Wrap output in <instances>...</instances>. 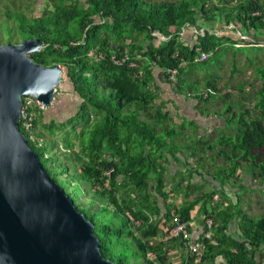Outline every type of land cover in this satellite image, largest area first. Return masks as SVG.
I'll list each match as a JSON object with an SVG mask.
<instances>
[{
	"label": "trees",
	"instance_id": "obj_1",
	"mask_svg": "<svg viewBox=\"0 0 264 264\" xmlns=\"http://www.w3.org/2000/svg\"><path fill=\"white\" fill-rule=\"evenodd\" d=\"M49 2L51 9L42 16L7 11V22L0 27L4 26L6 31V43L14 38L21 42L42 39L46 48L30 54V58L46 68L60 66L82 104L76 115L60 123L47 124L46 115L38 114L36 142L30 139L22 123L20 129L40 153L49 175L65 191L60 183L63 177L70 181L67 188L77 189L79 184L92 190L101 211H111L115 218L125 220L120 225L97 221L96 212L88 214L76 205L95 225L103 258L126 264L127 259L110 250L107 242L118 245L128 226L135 256L142 257L143 264H173V252L184 245L169 235L174 227L173 218L191 223L195 207L202 203L199 212L214 220L213 237L202 264H215L219 259L226 264H264V216L255 218L245 212L241 206L243 196L238 193L236 203L225 201L229 200L226 198L212 209L208 204L217 191L191 198L195 190L208 182L203 174L209 170L201 161H223L221 166L215 164L217 172L212 175L222 177L223 185L232 182L245 190L243 174L244 178L264 184V66L254 70L261 86L254 89L253 110H242L235 135L219 141L220 145L190 138L184 143L178 140L185 124L178 128L167 104L158 103L155 76L159 69L160 79L183 93L186 68L200 64L197 59L201 53L217 55L227 40L203 32L193 46H184L180 40L185 27L197 28L200 18L211 20L217 12L224 16L225 23L242 28L247 34H264V0ZM159 33L169 40H161ZM157 40L161 42L159 46ZM239 42L254 43L256 47L259 43L258 39ZM255 50L262 51L258 47ZM124 58L129 62L117 66L115 61ZM168 71L178 72L177 83L170 81ZM196 100L199 104L205 101L202 96H196ZM192 128L196 134L195 127ZM198 143L199 150H191ZM216 149L219 151L210 159L199 157L200 153ZM62 154L64 159H59ZM172 162L184 169L172 177L171 189L167 191V176H172L168 167ZM195 176L201 178V184L193 182ZM71 183L74 187L69 186ZM181 196L185 201L178 203L175 197ZM235 221L241 240L230 234ZM185 264L193 261L187 258Z\"/></svg>",
	"mask_w": 264,
	"mask_h": 264
},
{
	"label": "water",
	"instance_id": "obj_2",
	"mask_svg": "<svg viewBox=\"0 0 264 264\" xmlns=\"http://www.w3.org/2000/svg\"><path fill=\"white\" fill-rule=\"evenodd\" d=\"M45 48L40 38L0 44V264H116L20 129L24 99L52 109L63 84L60 66L30 58Z\"/></svg>",
	"mask_w": 264,
	"mask_h": 264
},
{
	"label": "rangeland",
	"instance_id": "obj_3",
	"mask_svg": "<svg viewBox=\"0 0 264 264\" xmlns=\"http://www.w3.org/2000/svg\"><path fill=\"white\" fill-rule=\"evenodd\" d=\"M51 9V3L49 0H0V26L2 23L7 22L6 18V12L9 11L12 14L17 12L25 13L28 17L31 16H42L43 13L48 9ZM6 31L4 30V26L0 27V44H7L6 43ZM249 41V40H248ZM20 43L21 41L19 39L14 38L13 44ZM254 47L246 46L244 49H240V51H246V58L243 54H238L237 59L233 58V53L228 54V60L224 61L226 53L223 51H219V53L216 56H212L211 60L209 62L200 63L198 65H194L192 67H187L185 70V76H184V82L185 86H183V92L186 93L187 91L192 92H198L202 91L205 95L208 96V85L214 87V88H222L220 90L224 96L220 97L219 95H214L212 101L209 102V106L205 107L204 109H208L209 107H215L214 102L216 105L221 107V103H223V107L219 113L226 114L228 117L226 118L228 121L225 123L224 128H218L215 133H213L212 127L207 128V133H200L198 132V129L196 131V134H194V128L197 127L193 123L185 122V129L182 130V132H179L178 134V140L182 143L185 141H188L186 138L195 139L196 141L201 140V143H204V141L216 143L219 144V141L226 140L227 138H232L235 135L236 129H237V122L239 120V114L242 112L243 109H250L253 110L254 106V89L261 86V82H259L255 76L254 70L258 68L259 66H264V45L261 47L262 51H256L255 48L256 45L252 43ZM239 47H236L238 49ZM243 48V47H242ZM255 56L254 66H253V59ZM234 62H236L234 64ZM222 69L224 71L222 72ZM233 71L236 74L228 75V71ZM221 79V82H220ZM231 90H235L233 93ZM75 93L73 86L69 83L68 78L66 76V73H64L63 77V84L61 88L59 89L58 98L62 101L70 100L72 98L71 93ZM230 98H228V97ZM243 96H245L243 98ZM63 97V98H62ZM58 99V103H59ZM217 101V102H216ZM57 103V104H58ZM57 106V105H56ZM76 101H72L67 106L59 105L57 108L59 109L57 113L53 115V117H56L58 120L62 121L65 120L67 117H69L71 114H74L76 111ZM54 108V107H53ZM201 111V110H200ZM233 113L237 114L236 118H233ZM255 113H252V116L254 117ZM251 116V117H252ZM44 124H41V129L43 128ZM222 126V125H220ZM179 128V127H178ZM177 129V128H176ZM196 130V129H195ZM38 131H40L38 129ZM47 131V130H45ZM61 140V138H60ZM59 144V149H61V144ZM199 144L194 145L193 147H190L191 150H199ZM220 149H223V147H219ZM219 151V149H216L214 152H204L200 153L199 157L204 158H212L215 156V154ZM186 153V152H185ZM188 153V152H187ZM59 159H64V156L59 157ZM220 162H223L221 159H218L217 162H215L216 165H218ZM174 163L172 162V166L168 167L171 171L172 176L168 177V187L167 191L171 189V179L172 177H177L179 170H183V166H178L177 169L174 168ZM201 163L205 166L204 161H201ZM209 164H214L212 162H209ZM214 164V165H215ZM210 169H216V167H209ZM217 170V169H216ZM246 175V174H243ZM205 180L208 182L210 181L209 176H203ZM60 180V183L64 185V188L66 189V192L72 196V198L75 200L76 205L83 211H86L88 214L91 212H96V220H103L104 222H109L112 224V222L117 224H122V222H125V220H122V218H115L114 214L110 212H104L101 211V205L96 203V197L97 195L90 189H86L82 187L81 185L76 189L74 187V183L69 184L70 187L74 188H67L66 183L70 181H66V178ZM66 181V182H65ZM74 181V180H73ZM245 179L242 180V185H245ZM75 183H78V179L75 180ZM250 182H247V185ZM201 184V183H199ZM205 185V184H203ZM236 185V184H235ZM252 185V184H251ZM237 186V185H236ZM245 190H240V196H243L242 200H244L241 203V206L244 209H247V212L253 215V217L258 218L264 216V187L261 189H258L257 191L251 192L250 189H247V186L245 185ZM76 190V192H75ZM261 191V192H260ZM75 192V193H74ZM215 192V191H214ZM76 195L74 197V194ZM197 195L193 193L191 198L196 197ZM222 195L216 196L215 200L211 201L208 204V208L212 209L211 207L216 204V200H220L224 202V199L229 198V200L225 201H231L234 202V199H231L230 197H223ZM182 197L178 198L175 197V200L178 203H182L185 201V199L182 201ZM236 199V197H235ZM237 201V200H236ZM202 203H199L198 207H201ZM91 211V212H90ZM195 214V217H198V219H202V213L199 211L196 212L193 211ZM195 219V218H194ZM193 219V221H194ZM96 221V222H97ZM129 227L126 226V229H124V237L121 239L120 243L117 245L110 244L107 242V245H109V249L116 252V254L119 257H124L127 259L126 264H143L142 257L138 259L135 256V244L131 238H129ZM123 258V259H124Z\"/></svg>",
	"mask_w": 264,
	"mask_h": 264
},
{
	"label": "crops",
	"instance_id": "obj_4",
	"mask_svg": "<svg viewBox=\"0 0 264 264\" xmlns=\"http://www.w3.org/2000/svg\"><path fill=\"white\" fill-rule=\"evenodd\" d=\"M212 3H216V0H211ZM214 15H217L216 18H212L211 20H204L203 18H200L197 22V28L193 26H186L183 32L181 33V43L184 46H193L197 40V37L201 35L203 32H208L210 35L216 36L217 38L220 39H227L224 44L221 47V51L226 53L225 59L223 60L226 61L228 60V54L233 53V58L237 59L238 54H243L246 56V51H240V49H244L246 46H250L251 48L254 47L251 44H247L244 42H239V40H252L253 39H258V48L263 47L264 45V34L262 33H255L254 31H250L249 34L246 33L245 30L242 28H237L234 25H229L224 22V16L220 15L219 13H215ZM163 36L167 37L166 35L163 34ZM162 40V39H161ZM157 46L161 44L159 40L156 41ZM236 47H239L236 49ZM243 47V48H242ZM257 51V50H256ZM216 56V55H215ZM212 56H210L209 62L211 60ZM247 58V56H246ZM248 60V58H247ZM254 61H255V56L253 59V66H254ZM224 69H222V72ZM162 72L159 69L155 70V76L157 79L156 82V88L158 89V94L160 96V100L158 101L159 104L162 102H165L167 104V111L171 113L172 117L174 118L175 124L180 127L181 125H184L185 122L193 123L197 127H195L196 131L198 129V132L200 133H207V128L212 127V132L215 133L216 130L219 128H224L225 123H227V115L223 113H219L223 107V103H221V107L216 105L214 102L215 107H209L208 109H204L205 107L209 106V102L212 101L213 96L219 95L220 97L224 96L220 90L222 88H212L210 84L208 85V96L205 95L202 91L198 92H192V91H187L186 93H180L176 87L166 83L164 79H160V74ZM228 75L231 76V74H236L233 71H228ZM221 82V79H220ZM155 89V87H154ZM75 91V90H74ZM229 91H232L233 93L235 90L229 89ZM59 92V90H58ZM210 95V96H209ZM72 98L69 100L62 101L58 98V94L56 95V102L55 105L53 106L54 108L49 109V111L45 114L46 115V120L45 122L47 124L51 123H60L62 121L58 120L56 117H53L55 113L58 112L57 106L59 105H64L67 106L70 104L72 101H76V111L74 114H71L69 117L74 116L78 113V110L82 104V101L80 97L76 93H71ZM196 96H202L203 100H205L203 103H198L196 100ZM228 97V96H227ZM63 98V97H62ZM230 98V97H228ZM59 99V103H58ZM231 99V98H230ZM217 102V101H216ZM255 102V101H254ZM58 103V104H57ZM57 105V106H56ZM201 110V111H200ZM238 116L237 114L233 113L234 116ZM67 117L66 119H68ZM65 119V120H66ZM222 125V126H220ZM178 130V128H177ZM172 166V163L170 164ZM169 166V167H170ZM174 168L177 169L176 163H174ZM209 170V169H208ZM201 172V170H199ZM216 169H210L209 172H205L203 176H209L208 179H210L209 182L204 183L205 185L202 186V189L204 192H211V191H217V195L220 196L222 195L223 197H230L231 199H234V202L236 203L235 197L240 195V189L238 186L235 185V183H226L223 185L222 183V177L220 176H212L213 174H216ZM211 173V175H209ZM171 174V171L169 172ZM212 176V177H211ZM169 176H167L168 179ZM245 177V175H244ZM245 179V185L247 186V189H250L251 192L257 191L258 189H261L264 187V184L260 183H255L251 181L250 179L244 178ZM202 180L199 176H195L193 182L194 183H200ZM247 182H250V185H247ZM252 184V185H251ZM261 192V191H260ZM197 196H200L201 194L199 192L194 193ZM182 197V196H181ZM221 197V198H223ZM180 198V197H179ZM183 198V197H182ZM194 198V197H193ZM229 199V198H228ZM184 199H182L183 201ZM161 201V199H160ZM218 201V200H217ZM220 201V200H219ZM218 201V202H219ZM217 202V203H218ZM216 203V204H217ZM215 206V205H214ZM264 208V207H263ZM244 209V208H243ZM245 212H247V209H244ZM199 211V207H195L194 212ZM201 213V212H200ZM248 213V212H247ZM250 214V213H248ZM251 215V214H250ZM253 216V215H251ZM203 217V216H202ZM195 218V219H194ZM194 219V221H193ZM202 219H198V217H195V214L192 213V221L190 224V230L193 233V239L199 236L201 232V227H202ZM196 233V236H195ZM230 234L234 236L235 239L241 240V230L239 228L238 222H234ZM160 240V239H159ZM156 242H158V239H155ZM264 248V246H263ZM172 263L173 264H185V251L183 249H175L173 252V255L171 257ZM215 264H226L223 259L217 260Z\"/></svg>",
	"mask_w": 264,
	"mask_h": 264
},
{
	"label": "built area",
	"instance_id": "obj_5",
	"mask_svg": "<svg viewBox=\"0 0 264 264\" xmlns=\"http://www.w3.org/2000/svg\"><path fill=\"white\" fill-rule=\"evenodd\" d=\"M257 15V12L254 13ZM158 37L164 41H168L169 37L163 36V34H158ZM211 54L209 53H201L198 56V63H205L209 60ZM117 66H122L129 62L128 58H124L121 60L115 61ZM134 67V65H131ZM168 75L170 76V81L172 83H177V71H168ZM57 95V94H56ZM49 107L40 101L35 99L26 98L24 99V103L22 106L20 123H22V127L26 130V132L30 133V139L33 142H36L38 139L35 133V122L38 118V114H46L49 111ZM111 175V173H107ZM202 227L199 236L195 237L192 240L193 233L190 230V224L186 222H181L177 217L173 218L174 227L170 230V236L176 237L183 241L184 245L181 249L185 251V260L187 258L193 261V264H202V260L204 258L205 249L208 247L209 241L212 240L213 231H214V220L212 218L202 217ZM196 236V233H195ZM153 258V256H151Z\"/></svg>",
	"mask_w": 264,
	"mask_h": 264
},
{
	"label": "flooded vegetation",
	"instance_id": "obj_6",
	"mask_svg": "<svg viewBox=\"0 0 264 264\" xmlns=\"http://www.w3.org/2000/svg\"><path fill=\"white\" fill-rule=\"evenodd\" d=\"M208 163H209V162H207V164H208ZM207 164H205V166H204L205 169H208L209 167H216V165H214V164H209V165H207ZM218 165H219V166L223 165V162H220ZM196 184H197V183H196ZM197 192H199V193L201 194L200 196H202L203 194H210V193H213L214 191H211V192L207 193V192H204L203 189H200V190H195L194 193H197ZM215 192H216V191H215ZM215 192H214V193H215ZM217 194H218V193L216 192L215 197L217 196ZM200 196H199V197H200ZM197 197H198V196H197ZM215 197L213 198V200H215ZM213 200H212V201H213ZM210 202H211V201H210ZM210 202H209V203H210ZM217 202H218V201L216 200V203H217Z\"/></svg>",
	"mask_w": 264,
	"mask_h": 264
}]
</instances>
